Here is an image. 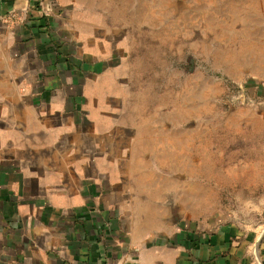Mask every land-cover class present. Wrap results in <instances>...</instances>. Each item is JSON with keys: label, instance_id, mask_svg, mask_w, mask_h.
<instances>
[{"label": "crops", "instance_id": "crops-1", "mask_svg": "<svg viewBox=\"0 0 264 264\" xmlns=\"http://www.w3.org/2000/svg\"><path fill=\"white\" fill-rule=\"evenodd\" d=\"M116 8L0 0V264H264V231L178 201L188 134L129 113Z\"/></svg>", "mask_w": 264, "mask_h": 264}, {"label": "rangeland", "instance_id": "rangeland-1", "mask_svg": "<svg viewBox=\"0 0 264 264\" xmlns=\"http://www.w3.org/2000/svg\"><path fill=\"white\" fill-rule=\"evenodd\" d=\"M96 1L128 24L129 113L188 134L186 212L264 231V131L249 123L264 100V0Z\"/></svg>", "mask_w": 264, "mask_h": 264}]
</instances>
